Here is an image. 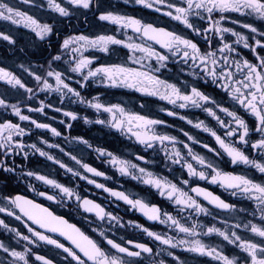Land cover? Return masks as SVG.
Masks as SVG:
<instances>
[{
    "label": "flooded vegetation",
    "instance_id": "af4514ba",
    "mask_svg": "<svg viewBox=\"0 0 264 264\" xmlns=\"http://www.w3.org/2000/svg\"><path fill=\"white\" fill-rule=\"evenodd\" d=\"M0 264H264V0H0Z\"/></svg>",
    "mask_w": 264,
    "mask_h": 264
},
{
    "label": "rangeland",
    "instance_id": "374dc122",
    "mask_svg": "<svg viewBox=\"0 0 264 264\" xmlns=\"http://www.w3.org/2000/svg\"><path fill=\"white\" fill-rule=\"evenodd\" d=\"M35 69V64H33V66H31L30 70H34Z\"/></svg>",
    "mask_w": 264,
    "mask_h": 264
}]
</instances>
